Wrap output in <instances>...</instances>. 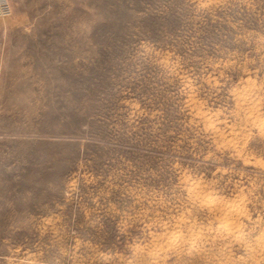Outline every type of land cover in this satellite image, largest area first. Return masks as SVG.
<instances>
[{"label": "rangeland", "instance_id": "374dc122", "mask_svg": "<svg viewBox=\"0 0 264 264\" xmlns=\"http://www.w3.org/2000/svg\"><path fill=\"white\" fill-rule=\"evenodd\" d=\"M0 264H264V0H9Z\"/></svg>", "mask_w": 264, "mask_h": 264}, {"label": "built area", "instance_id": "2783aa9c", "mask_svg": "<svg viewBox=\"0 0 264 264\" xmlns=\"http://www.w3.org/2000/svg\"><path fill=\"white\" fill-rule=\"evenodd\" d=\"M11 10V4L9 0H0V15H7Z\"/></svg>", "mask_w": 264, "mask_h": 264}]
</instances>
